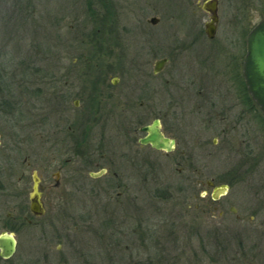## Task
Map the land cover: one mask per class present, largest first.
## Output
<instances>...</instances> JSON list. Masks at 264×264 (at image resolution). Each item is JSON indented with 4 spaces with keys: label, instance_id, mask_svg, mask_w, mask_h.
<instances>
[{
    "label": "flooded vegetation",
    "instance_id": "obj_1",
    "mask_svg": "<svg viewBox=\"0 0 264 264\" xmlns=\"http://www.w3.org/2000/svg\"><path fill=\"white\" fill-rule=\"evenodd\" d=\"M219 4L215 35L221 24ZM118 9L117 3L101 1L103 15L117 14ZM152 18L151 29L160 21L156 18L152 24ZM208 22L184 45L164 43L165 55L153 71L121 70L132 52L130 39L122 33L131 31L127 26L80 23L70 29L66 53L53 55V70L45 76L49 80L38 75L35 82V101L43 89L50 92V136H34L40 141L31 149L29 137L21 135L25 150L0 154V192L7 199L0 202V236L25 226L42 237L54 229L59 252L63 239L74 233L120 238L139 242L129 251L133 256L143 250L145 264H152L153 200H177L187 204L186 210H173L162 220V233L180 252L179 264L191 248L195 253L194 243L198 251L217 254L222 246L218 231L226 226L218 224L264 221V167L251 161L264 139L250 135L251 126L264 124V113L250 96L244 76L250 31L245 28L236 38L217 40L208 37ZM151 29L146 31V55L153 53ZM109 59L114 64L105 65ZM159 61L163 65L156 72ZM155 83L163 92L159 112L154 107ZM156 121L162 142L168 141L159 150L141 143L149 134L144 128ZM45 122L36 121V131ZM110 127L113 139L106 134ZM3 143L0 134V147ZM225 154L239 155L243 168H218L216 159ZM241 185L244 193H233ZM35 196L40 208L33 211ZM89 201L98 207L90 215ZM103 213L106 218H101ZM11 235L15 251L4 258L0 249V264H50L51 242L27 258Z\"/></svg>",
    "mask_w": 264,
    "mask_h": 264
},
{
    "label": "rangeland",
    "instance_id": "obj_2",
    "mask_svg": "<svg viewBox=\"0 0 264 264\" xmlns=\"http://www.w3.org/2000/svg\"><path fill=\"white\" fill-rule=\"evenodd\" d=\"M101 1L0 0V134L4 138L0 154L9 156L25 150L23 144L19 142L22 140L21 135L25 134L29 137V139L26 137L28 141L26 144L31 145V149H34V145L40 141L34 136L38 134L50 136V119L53 117L50 92L43 89L41 99L35 101L34 95L38 89L35 82L39 76L44 81L49 80L45 76H49L53 70V55L66 53V40L72 27L75 28L80 23L103 22L127 26L131 31L122 33L125 38L130 39L132 52L121 63V70L153 71L155 62L165 55L164 43L174 46L184 45L197 36V29L201 24L200 28L204 30V24L209 21L208 14L197 6L208 0H110L117 3L119 11L117 10V14L106 15L101 14ZM219 2L221 24L215 35L217 40L225 39V37L236 38V34H242L245 28L251 31L264 19V0H219ZM152 17L160 21L151 29L148 21ZM149 29L153 34L152 55H146L145 50L146 31L149 32ZM119 32L121 34V31ZM92 47L90 46L89 49L91 50ZM104 62L105 65L114 64L111 59ZM94 63L98 64L99 61L96 60ZM155 89L154 107L156 112H159L163 104L161 84L155 83ZM5 103L11 104V108H5ZM39 120L46 122L42 127H36L38 128L36 131V121ZM23 123L26 124L23 125ZM24 126L26 131L23 130ZM114 133V127L106 129V134L112 139ZM252 134V137L258 140L264 139V124L260 127L251 126L250 135ZM251 161L256 167H264V144L262 150L252 154ZM216 165L218 168L239 169L243 168V161L239 155L232 157L225 154L216 159ZM233 190V193L241 194L244 193L245 187L236 186ZM139 196L143 195L139 193ZM5 200H7L6 197L0 192V202ZM152 204L155 234H153V251H150L148 256L152 258V264H178L176 256L180 252L175 249L172 242L169 243L167 235L162 233V220L171 216L173 210H186L187 204L184 205L177 200L172 203H161L155 199ZM191 204L194 206L193 202ZM96 206L97 203L88 202L89 215L98 209ZM157 208L160 210H155ZM113 215L114 213L110 212L108 216L113 217ZM104 217L106 218L107 214L103 213L101 218ZM97 224L98 222L96 226ZM60 225L61 223L57 226L60 227ZM218 225L226 226L218 231L222 246L218 245L217 254L211 251L205 253L198 251V244L194 243L195 253L191 248L190 253L185 255L186 260H182L179 264L183 262L184 264H264V221L261 218L252 224L227 222ZM205 226L208 228L210 223H205ZM66 228L65 231H67ZM1 231L0 229V233ZM53 231L54 229H48V236L46 235L47 238H45L46 236L36 234L33 227L25 226L16 232L7 230L15 234L20 252L27 258L33 257V253L38 251L39 247L44 248L48 242H51L53 258L50 264L62 262L67 264H145L147 262L143 250H139L138 255L132 256L129 250L136 244L129 240L112 237L104 239L93 235L89 237L90 235L86 234V236L83 234L75 236L74 233L71 238L63 239L64 247L59 252L58 240L52 235L55 233ZM205 243L203 246H208V241ZM138 245L139 242L136 246ZM126 246L129 248L126 249Z\"/></svg>",
    "mask_w": 264,
    "mask_h": 264
},
{
    "label": "water",
    "instance_id": "obj_3",
    "mask_svg": "<svg viewBox=\"0 0 264 264\" xmlns=\"http://www.w3.org/2000/svg\"><path fill=\"white\" fill-rule=\"evenodd\" d=\"M218 0H208L202 5V9L208 12L211 16L210 22L206 26V33L209 38H214L218 23ZM156 18L151 19L152 24L157 23ZM248 54L245 60V75L249 86L250 96L254 99L257 105L264 112V19L261 20L257 25L251 30L247 37ZM163 62L159 61L156 63L155 71H160ZM144 131L149 133L148 136L142 140L141 143L148 144L151 143L158 150L165 147L164 142H162V136L158 129V121L154 123L153 126L144 128ZM35 192L37 190L35 189ZM38 198V197H37ZM33 197L32 209L40 208L38 199ZM15 238L11 234H3L0 236V249L2 250V256L4 258L10 257L15 251L16 242Z\"/></svg>",
    "mask_w": 264,
    "mask_h": 264
}]
</instances>
